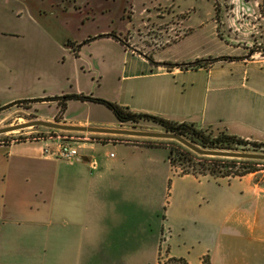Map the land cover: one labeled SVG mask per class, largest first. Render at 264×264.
I'll use <instances>...</instances> for the list:
<instances>
[{
    "label": "crops",
    "instance_id": "crops-1",
    "mask_svg": "<svg viewBox=\"0 0 264 264\" xmlns=\"http://www.w3.org/2000/svg\"><path fill=\"white\" fill-rule=\"evenodd\" d=\"M25 1L18 3L23 9L31 6ZM249 57L242 52L233 62L264 64V59ZM181 72L160 68L142 76L160 79ZM212 84L208 77L202 86L178 89L166 79L125 91L113 101L136 113L264 141V98L256 99L264 95V71H244L222 87ZM10 88L8 80L0 81V94ZM13 101L0 98V105ZM40 120L107 129L122 125L68 117L65 111ZM98 135L104 136L99 138L103 143L89 142L118 149L107 154H123L121 159L108 165L78 155L74 162H64L44 155L48 146L41 141L0 146L8 156L14 154L0 166V264H47L51 255L58 264H264V185L255 174L217 179L173 175L169 206L159 204L157 220L158 213L154 218L146 213L147 188L141 176L144 169L166 163L169 178L167 151L133 145L140 142L138 137ZM73 136L79 140L70 145L83 143L92 150L86 138ZM210 180L217 181L214 192L204 183Z\"/></svg>",
    "mask_w": 264,
    "mask_h": 264
},
{
    "label": "rangeland",
    "instance_id": "rangeland-1",
    "mask_svg": "<svg viewBox=\"0 0 264 264\" xmlns=\"http://www.w3.org/2000/svg\"><path fill=\"white\" fill-rule=\"evenodd\" d=\"M20 1L0 0V81L8 80L11 85L10 89L0 94V98L18 100L82 93L115 102L113 99L125 91L142 90L161 80H170L178 89H185L192 84L202 86L209 77L215 83L212 86L222 87L226 85L223 82L238 79L244 71L249 74L264 71V64L261 63L245 65L240 61L226 60L210 68L182 70L178 75L160 79L142 76L160 68L174 70L157 65L163 63L235 58L242 52L250 59H264L254 52L264 47V0H62L59 5L56 0H42V6L39 5L41 0H23L31 4L26 9L19 6ZM187 30L190 33L184 36ZM101 35H114L120 42L113 37H102L85 43ZM176 35L181 36L180 40L174 41ZM137 54L151 58L153 64L148 60L144 62L143 57ZM208 70L211 72L209 76ZM263 98L264 95L259 94L256 97L258 101ZM58 114L54 103H37L32 108L15 105L0 111V128ZM65 114L118 126L112 112L96 103L71 101ZM120 127L125 130L158 131L152 125L133 127L122 124ZM30 133L53 135L45 128H26L1 134L0 141H12ZM59 134H76L86 138V144L92 146V150L83 147V143L71 144L79 156L93 157L108 165L123 156L112 154L115 158H111L107 153H116L118 149L90 143L100 141L99 138L104 136ZM151 140L167 146L178 143L170 139ZM41 142L53 150L57 146L55 141ZM97 152L100 154H92ZM13 155L8 156L6 148L0 147V166L10 161ZM166 168L167 164L163 163L160 167L144 169L145 173L141 176L147 188L146 213L151 218L158 213L157 220L161 215L158 206L160 203L169 206L167 191L176 180L173 173L167 178ZM257 168H264V165H257ZM185 169L184 165L175 166L179 173ZM262 175L259 173L257 176ZM193 182L196 184V181ZM204 183L212 192L217 189V181ZM6 264L23 263L9 260ZM47 264H58L57 256L51 255ZM164 264L167 263L164 261Z\"/></svg>",
    "mask_w": 264,
    "mask_h": 264
},
{
    "label": "trees",
    "instance_id": "trees-1",
    "mask_svg": "<svg viewBox=\"0 0 264 264\" xmlns=\"http://www.w3.org/2000/svg\"><path fill=\"white\" fill-rule=\"evenodd\" d=\"M189 33L190 30L185 31L184 36H187ZM217 33L219 34L218 28ZM102 37H113L120 42V39L114 35H101L87 40L85 43ZM180 37L181 36L178 37L176 35V40L174 41H177L178 39L180 40ZM254 52L259 53L264 58V47L257 49ZM251 55H253V53ZM146 59L153 64L151 58ZM226 60L233 61L237 60V58L219 57L209 60H196L195 62L190 63H163L157 65H163L168 69L177 68L180 70H197L202 68H210L213 64ZM71 101L96 103L103 105L112 112L116 120L121 124H130L133 127L141 125H152L156 128H159L161 131L177 134L202 149L240 151L247 153L264 154V141H249L235 135H230L225 132H218L216 135H214L211 131L199 129L192 123H178L156 115L136 113L131 111L128 107L121 106L115 102L107 101L104 99L93 97L92 95H85L82 93H72L63 94L60 96L18 100L12 103H8L4 106H0V111L8 109L15 105H25L32 108V105H35L36 103L48 102L56 104L59 113H63L67 107V104ZM26 141L27 140L25 137L19 136L18 138L13 139L12 141H0V146ZM29 141L33 142V140ZM95 141L97 143H103V141ZM154 141L155 140L147 139L141 142H133V145L166 150L167 161L169 163V166L171 167L173 175L183 176L190 174L195 177L199 176L217 179L229 177H243L249 174H255L257 181L264 185V168H257V165H264V161L202 156L192 152L180 143L167 146L163 144H157ZM176 165H184L187 167V169L182 170L180 173L176 172ZM259 173H263V175L260 177L257 176Z\"/></svg>",
    "mask_w": 264,
    "mask_h": 264
},
{
    "label": "water",
    "instance_id": "water-1",
    "mask_svg": "<svg viewBox=\"0 0 264 264\" xmlns=\"http://www.w3.org/2000/svg\"><path fill=\"white\" fill-rule=\"evenodd\" d=\"M35 127L59 130L65 132H82V133L105 134V135H115V136H129V137H138V138H146V139H170L177 141L178 143L185 146L192 152L202 156L264 161V154L227 151V150L202 149L192 144L191 142L185 140L183 137L177 134H173L165 131L148 132V131L125 130V129H107V128L91 127V126H72V125L58 123L57 121L49 122V121L36 119V120H31L29 122H24L16 125H9L0 128V135L10 133L13 131L24 130L26 128H35Z\"/></svg>",
    "mask_w": 264,
    "mask_h": 264
},
{
    "label": "built area",
    "instance_id": "built-area-1",
    "mask_svg": "<svg viewBox=\"0 0 264 264\" xmlns=\"http://www.w3.org/2000/svg\"><path fill=\"white\" fill-rule=\"evenodd\" d=\"M27 141L33 140L35 142L39 141H45L47 139H53L57 142V146L55 149H51L49 147H46L43 149V154L44 155H55L56 157L66 160L68 162H74L78 156V152L75 148H73L69 142L73 141H78L79 139L75 136H63V135H48V136H43V135H37L36 134H27L25 136Z\"/></svg>",
    "mask_w": 264,
    "mask_h": 264
},
{
    "label": "flooded vegetation",
    "instance_id": "flooded-vegetation-1",
    "mask_svg": "<svg viewBox=\"0 0 264 264\" xmlns=\"http://www.w3.org/2000/svg\"><path fill=\"white\" fill-rule=\"evenodd\" d=\"M42 1V0H41ZM61 1H57V4L59 5V3H60ZM217 10V9H216ZM218 11V10H217ZM217 23L219 24L220 23V21L218 22V20H217ZM161 36V35H160ZM42 98H44V97H42ZM26 99H34V98H26ZM18 100H23V99H18ZM18 100H15V101H18ZM15 101H13V102H15ZM10 103H12V102H10ZM40 103H43V102H40ZM46 103H48V102H46ZM37 104V103H36ZM0 106H4V105H0ZM35 119H38V118H35Z\"/></svg>",
    "mask_w": 264,
    "mask_h": 264
}]
</instances>
